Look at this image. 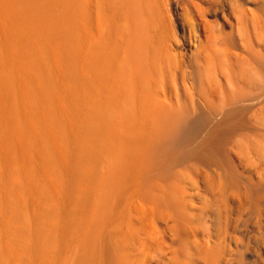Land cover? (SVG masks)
<instances>
[{"label":"bare ground","instance_id":"6f19581e","mask_svg":"<svg viewBox=\"0 0 264 264\" xmlns=\"http://www.w3.org/2000/svg\"><path fill=\"white\" fill-rule=\"evenodd\" d=\"M251 142L264 0H0V264H131L133 218L182 220L194 164L213 191L205 263L264 264V158L232 156Z\"/></svg>","mask_w":264,"mask_h":264},{"label":"rangeland","instance_id":"374dc122","mask_svg":"<svg viewBox=\"0 0 264 264\" xmlns=\"http://www.w3.org/2000/svg\"><path fill=\"white\" fill-rule=\"evenodd\" d=\"M253 7L255 6L253 5ZM175 15L177 20V23L175 22L177 24V39L179 40V44L175 46V49L181 53H188L194 47L188 43L189 29L185 25V19L188 17L187 11L177 5ZM209 19L222 23L225 15L212 14L209 15ZM254 146L255 143L253 142L240 146L239 150L236 149L232 152L233 158L247 159L246 157H248L252 161L263 159L264 143L258 146L260 147L257 150L259 152L255 151ZM192 166L194 169L180 175L178 180L179 188L186 189L188 192V200L184 206V218L182 220L174 222L167 218L166 221L162 222L161 227L155 230L151 223L140 222L137 218H133V223L139 228L136 236L141 238L145 245L131 251V264H206V240L208 238L206 234L204 235V229L212 226L207 213L210 210L213 191L210 186L208 173L202 169L203 167H199L196 164ZM231 201L236 213L238 203L235 202V199ZM136 209L141 217L146 213V210L140 205ZM254 223V228L252 227L253 233H251L253 236L251 241L253 250L251 249V253L254 254L256 250H262L264 253V244H261L262 242L258 238L260 236L259 228ZM146 228L152 229V233H147ZM197 228L200 232L197 231Z\"/></svg>","mask_w":264,"mask_h":264}]
</instances>
